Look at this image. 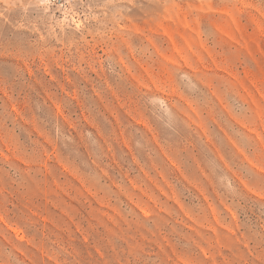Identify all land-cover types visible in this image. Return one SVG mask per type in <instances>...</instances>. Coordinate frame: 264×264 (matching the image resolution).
Segmentation results:
<instances>
[{"label":"rangeland","instance_id":"rangeland-1","mask_svg":"<svg viewBox=\"0 0 264 264\" xmlns=\"http://www.w3.org/2000/svg\"><path fill=\"white\" fill-rule=\"evenodd\" d=\"M0 264H264V0H0Z\"/></svg>","mask_w":264,"mask_h":264},{"label":"built area","instance_id":"built-area-1","mask_svg":"<svg viewBox=\"0 0 264 264\" xmlns=\"http://www.w3.org/2000/svg\"><path fill=\"white\" fill-rule=\"evenodd\" d=\"M50 2H51L52 4H57V3H60V0H50Z\"/></svg>","mask_w":264,"mask_h":264}]
</instances>
